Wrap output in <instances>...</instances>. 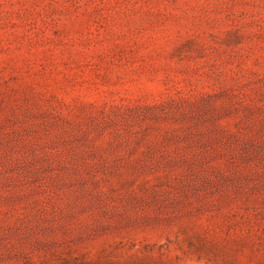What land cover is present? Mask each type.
Here are the masks:
<instances>
[{
  "label": "rangeland",
  "instance_id": "1",
  "mask_svg": "<svg viewBox=\"0 0 264 264\" xmlns=\"http://www.w3.org/2000/svg\"><path fill=\"white\" fill-rule=\"evenodd\" d=\"M0 264H264V0H0Z\"/></svg>",
  "mask_w": 264,
  "mask_h": 264
}]
</instances>
